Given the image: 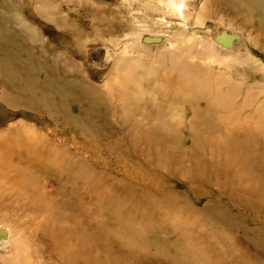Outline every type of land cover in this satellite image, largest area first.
Returning a JSON list of instances; mask_svg holds the SVG:
<instances>
[{
    "label": "rangeland",
    "instance_id": "rangeland-1",
    "mask_svg": "<svg viewBox=\"0 0 264 264\" xmlns=\"http://www.w3.org/2000/svg\"><path fill=\"white\" fill-rule=\"evenodd\" d=\"M173 1L0 0L24 264H264V0Z\"/></svg>",
    "mask_w": 264,
    "mask_h": 264
},
{
    "label": "bare ground",
    "instance_id": "bare-ground-1",
    "mask_svg": "<svg viewBox=\"0 0 264 264\" xmlns=\"http://www.w3.org/2000/svg\"><path fill=\"white\" fill-rule=\"evenodd\" d=\"M176 1V0H174ZM173 1V3H174ZM176 3V2H175ZM230 59V58H229ZM223 60V59H222ZM227 60V59H226ZM212 63L214 62L213 60H211ZM244 66V65H243ZM4 193V192H3ZM18 200V199H17ZM16 203V202H15ZM21 210V209H20ZM15 214V213H14ZM1 215V214H0ZM2 220V219H1ZM3 225V224H2ZM21 226V225H20ZM3 232V233H1ZM19 233V232H18ZM4 234L8 235V231L4 230L1 231L0 230V239L4 236ZM10 235V232H9ZM19 237V236H18ZM17 237V238H18ZM12 239V238H11ZM12 241V240H11ZM17 241V240H16ZM24 249L21 250L20 245L16 242V244H11L10 243V247H6L2 241H0V257H3L4 262H8L9 264H24L21 258V255L24 254ZM23 253V254H21ZM48 259V258H47ZM25 260V259H24ZM7 263V264H8Z\"/></svg>",
    "mask_w": 264,
    "mask_h": 264
}]
</instances>
